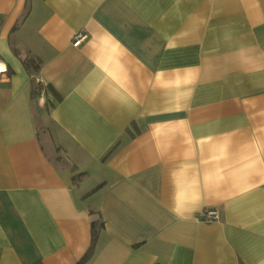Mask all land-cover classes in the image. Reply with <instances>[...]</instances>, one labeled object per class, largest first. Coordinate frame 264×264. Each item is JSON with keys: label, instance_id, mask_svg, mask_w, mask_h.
Wrapping results in <instances>:
<instances>
[{"label": "crops", "instance_id": "1", "mask_svg": "<svg viewBox=\"0 0 264 264\" xmlns=\"http://www.w3.org/2000/svg\"><path fill=\"white\" fill-rule=\"evenodd\" d=\"M0 64V264H264V0H0Z\"/></svg>", "mask_w": 264, "mask_h": 264}, {"label": "trees", "instance_id": "2", "mask_svg": "<svg viewBox=\"0 0 264 264\" xmlns=\"http://www.w3.org/2000/svg\"><path fill=\"white\" fill-rule=\"evenodd\" d=\"M23 64L25 65V68L30 71L31 73H36L38 71V63L33 61L32 59H25L23 60ZM102 226V223L100 219L98 220H92L91 221V242L86 250L85 254L82 256L81 259H79L76 264H84L93 254L94 246L97 238L98 231L100 230Z\"/></svg>", "mask_w": 264, "mask_h": 264}, {"label": "built area", "instance_id": "3", "mask_svg": "<svg viewBox=\"0 0 264 264\" xmlns=\"http://www.w3.org/2000/svg\"><path fill=\"white\" fill-rule=\"evenodd\" d=\"M85 35L82 32H78L73 36L72 45L78 46ZM196 218L203 222H215L219 220V214L214 208H205L197 213Z\"/></svg>", "mask_w": 264, "mask_h": 264}, {"label": "rangeland", "instance_id": "4", "mask_svg": "<svg viewBox=\"0 0 264 264\" xmlns=\"http://www.w3.org/2000/svg\"><path fill=\"white\" fill-rule=\"evenodd\" d=\"M49 129H53V125L52 124L49 125Z\"/></svg>", "mask_w": 264, "mask_h": 264}, {"label": "bare ground", "instance_id": "5", "mask_svg": "<svg viewBox=\"0 0 264 264\" xmlns=\"http://www.w3.org/2000/svg\"><path fill=\"white\" fill-rule=\"evenodd\" d=\"M0 67H2V64H0Z\"/></svg>", "mask_w": 264, "mask_h": 264}]
</instances>
